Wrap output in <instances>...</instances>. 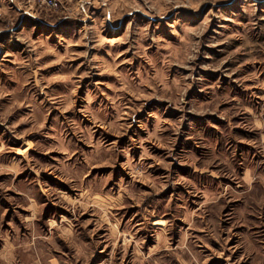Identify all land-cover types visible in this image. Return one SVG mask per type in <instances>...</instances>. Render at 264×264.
I'll list each match as a JSON object with an SVG mask.
<instances>
[{"label": "rangeland", "instance_id": "374dc122", "mask_svg": "<svg viewBox=\"0 0 264 264\" xmlns=\"http://www.w3.org/2000/svg\"><path fill=\"white\" fill-rule=\"evenodd\" d=\"M48 1L0 0V264H264V0Z\"/></svg>", "mask_w": 264, "mask_h": 264}, {"label": "built area", "instance_id": "2783aa9c", "mask_svg": "<svg viewBox=\"0 0 264 264\" xmlns=\"http://www.w3.org/2000/svg\"><path fill=\"white\" fill-rule=\"evenodd\" d=\"M48 4H49V5H57V2H54L53 0H49V1H48Z\"/></svg>", "mask_w": 264, "mask_h": 264}, {"label": "crops", "instance_id": "0c3cea01", "mask_svg": "<svg viewBox=\"0 0 264 264\" xmlns=\"http://www.w3.org/2000/svg\"><path fill=\"white\" fill-rule=\"evenodd\" d=\"M80 8V10L82 9V10H85V4L83 3V4H81L80 6H79Z\"/></svg>", "mask_w": 264, "mask_h": 264}]
</instances>
